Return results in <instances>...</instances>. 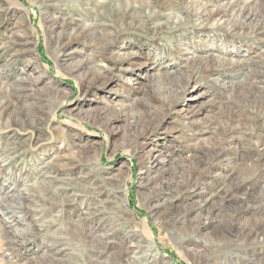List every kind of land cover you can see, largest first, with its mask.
Returning <instances> with one entry per match:
<instances>
[{
	"label": "rangeland",
	"instance_id": "1",
	"mask_svg": "<svg viewBox=\"0 0 264 264\" xmlns=\"http://www.w3.org/2000/svg\"><path fill=\"white\" fill-rule=\"evenodd\" d=\"M230 1L0 0V264H203L204 258V264H250L248 258L264 256V240L213 247L216 228L227 226L226 210L218 204L210 207L212 220L203 219L185 236L179 230L184 223L171 229L153 213L164 198L157 195L158 183H171L175 171L192 162L205 174L180 185L181 193L174 188L184 199L174 212L209 199L225 180L259 192L258 169L248 157L264 164V130L255 131L252 114L217 84L242 80L250 69L264 77V34L214 30L211 19L199 17L206 7L215 11ZM242 1L264 23V0ZM136 10L143 22H122ZM203 23L207 28L198 26ZM151 26L157 36L146 32ZM217 37L234 42L213 51L216 56L244 61L230 53L250 48L251 61L242 70L207 68L213 59L206 50L216 47ZM120 53H138L142 70L120 71ZM192 56L205 60L185 63L182 70L195 77L179 84L176 60ZM135 74L143 76L136 87L127 82ZM255 81L251 77L250 85ZM202 91L208 94L192 101ZM152 98L163 106L147 120ZM193 106L198 113L183 120L181 110ZM234 109L240 126L229 122L237 134L224 139L217 124ZM236 143L258 152L244 150L236 160ZM158 151L164 152L162 162L153 166ZM236 203L226 200L225 209L238 208ZM105 205L125 220L110 222V210L98 212ZM242 216L235 220L245 222ZM131 231L144 237L146 247L153 242L158 256L146 249L137 262L127 254L137 243L128 241ZM233 254L241 255L238 263Z\"/></svg>",
	"mask_w": 264,
	"mask_h": 264
},
{
	"label": "bare ground",
	"instance_id": "2",
	"mask_svg": "<svg viewBox=\"0 0 264 264\" xmlns=\"http://www.w3.org/2000/svg\"><path fill=\"white\" fill-rule=\"evenodd\" d=\"M241 0H233L230 1L229 4L227 6L223 5V6H219L218 9L214 10H209L207 9L208 7H206L205 10H203V12H201L199 14V17L201 19H203L204 17H207L208 19H211L213 23H211V28L213 27L214 30H218V31H230V29L235 30V32L237 33H251V32H255L263 35L264 34V28L262 29V26L264 25V23L262 22V20L258 19L257 14H253L249 11H246L247 9H249V4L246 3V1H242ZM244 4V5H243ZM206 6H208L206 4ZM238 7H242V8H238ZM172 14V18L175 17V14ZM143 14L138 12V10L136 11H131L130 13H127L126 15H124V17L121 19L122 22L124 21H128V20H135V19H140V23L144 21V17L142 16ZM137 22V23H139ZM148 25H146L147 27ZM200 28L204 29L207 28L206 23L200 24L198 25ZM142 27V26H141ZM137 28V27H136ZM149 30H141L138 29L140 32H150L153 36H157L158 35V28L151 26V28H148ZM185 38H182L181 40H184ZM231 42H234L231 38L230 39H220V38H216V42H214L213 44H217L216 47H212V49L210 50H206L207 53H209L210 56H212V66L210 64H208L207 68L213 69V70H217L219 68H221V71H224L225 66H227V68H229V70L233 71V70H238L241 69V65H247V63H249L251 61V57L250 54H252L254 51H252V49H248V50H244V51H240L241 47H235L238 50L235 52H231V54H235L237 53L238 55H241L242 57H244V61H238V60H234V59H225L222 56H216L213 51H218V50H222L223 47L228 46L229 44H231ZM122 48L123 47H119ZM122 52V51H121ZM227 52H225L224 54H226ZM117 61H116V65L120 68V71L122 72H135V70H142L141 68L144 66V64L140 63L137 59L139 58L138 53H130V54H125V53H120L119 55H117ZM197 59L202 60L200 62H198L199 64H201L202 62H204L203 60H205L204 58H200L198 56H192L189 57V59H180L179 61L176 60L177 62L175 63L174 67H176V69H179V71H176V80L180 83L183 82V80H187L188 83H190L191 81H193V78L195 77L193 74L192 75H188L185 74L186 71H183L182 68H185V63L189 64L190 62L188 61H196ZM187 61V62H186ZM188 69V67H187ZM196 71L201 70L200 67H196L195 68ZM242 70V69H241ZM225 72V71H224ZM101 74H103L102 72H99ZM258 75H260L259 73L257 74V72H255V70L250 69L248 71L247 74H245V78L242 80H238V81H232V82H223V83H219L218 88L221 89V91H224L228 94V98L230 100H235V104L238 105L240 108L242 107V105H244V107H246V111L251 113L252 116L248 117V119L250 120L251 126L253 127V129L255 131L257 130H264V81L262 77H258ZM257 76V77H256ZM255 79V83H253L252 85H250L249 83V79L250 78ZM141 78H143V76H139V74H135L131 79H129L130 85L131 86H138L140 84H142L140 82ZM146 78V77H144ZM233 78V76L231 77ZM183 79V80H182ZM217 82V81H215ZM161 87V90H169L172 89L173 87L172 85H167V84H159ZM185 87V86H184ZM247 87L246 92H242V90L244 88ZM196 88V87H194ZM199 88V87H197ZM185 91V89L180 90V93H183ZM206 94H208V92H200L197 96L193 97V100H196L197 98H202L205 97ZM241 95V98H240ZM179 98V96H178ZM237 98L239 100H237ZM161 99L159 98H152L150 101H148V106L145 107L146 110L144 112L145 117L147 118V120H151L155 117V112L160 111V109L162 108V104L160 102ZM190 100V99H189ZM208 106V105H207ZM206 106V107H207ZM206 107H202V108H206ZM244 109V108H243ZM199 110H197L196 106H193V108L191 109V111H184L181 110V116L183 117V120H193V116L196 115L198 113ZM185 112H187L185 114ZM197 112V113H196ZM124 115L118 116L120 119H124L123 117ZM141 119V115L139 117ZM235 120H237V123L239 125V120L237 117V111L236 109L234 110H230L228 113H226V115H223L221 117V119L218 121V128H220V131H223V136L224 139L229 136L230 133L232 134H237V131L234 130L235 127H233L232 125H228L229 122H235ZM233 122V123H234ZM240 126V125H239ZM138 133H136L135 135H137ZM140 136V134L138 135ZM233 136V135H232ZM222 138V141L224 140ZM221 141V143H222ZM156 142V141H155ZM154 145V143L152 144ZM263 149H264V143H263ZM154 147H156V145H154ZM246 150L245 147H238V144L236 143V147L233 149V156L237 157L236 160L239 158V154L240 152ZM160 152V155H156L153 157V166H156V164H159L160 162H162V160H160L161 156L164 154L163 151H158ZM247 153L249 152H254L257 153L258 150L257 149H252L249 148L248 150H246ZM219 156V154H217ZM259 157V156H258ZM262 159V158H261ZM215 160H219V157H217ZM253 162V166L254 169H258L257 171V175L259 178V192L257 194L253 193L252 187L254 186H245V183L242 184H237V186L233 187L230 186V184L227 182L226 180L223 181L221 184H216V188L214 190V192L209 196V199L203 200V201H198V203L196 202H191V204L186 205V209L185 211H181V213H177L174 212L176 207H179L181 202H184V199L181 200L180 198L182 196H180L177 193H174V188H179L180 185H186V184H190L193 182H197V180L199 179L200 176H203L205 173L202 172L205 171V169H200L197 164H195L194 162L183 165V168H181V171L176 172L175 171V175L173 180L171 181V183L169 182H159L156 188L157 191V195L163 196L164 198L161 199L160 204H156L154 206V216H155V221L159 222L160 224H167V226H169L171 229H173V227L175 226L177 227V224H179L180 222L184 223V225H181L179 227L181 236H185L187 235L188 232H195L196 227L199 228V225L201 224V221L203 219L206 220H212L211 217L209 215H211V211H210V207L214 206L215 204L220 205L221 208L224 207V210H226V218L227 221V226L225 227V230L221 229L219 226L216 228V234L218 235V238H214L213 240V247H215L218 242L221 243H228V244H234L232 247H235L236 243H238L239 241H242L239 245L236 246V248L239 247H243V246H248L252 243H256L259 241L264 240V164H262V166H260L261 161L263 160H254L251 157H248V162L249 161ZM264 162V161H263ZM248 164H246L247 166ZM248 167V166H247ZM223 175H221L222 177ZM225 179L229 178L230 175H224L223 176ZM164 180V178H163ZM229 181V180H227ZM173 182V183H172ZM171 184V185H170ZM188 186V185H186ZM181 193V188H179ZM197 188H194V190L196 191ZM246 189V191L243 192V190ZM174 191V192H173ZM256 196V197H254ZM116 199H118V197L116 198H111L112 202L116 201ZM187 199V198H185ZM226 200H230V201H236V205L240 204L239 207H233V206H229L226 205V209H225V202ZM188 200H186L187 202ZM211 204V205H210ZM237 208V210H235ZM107 210L111 211V214L106 213ZM99 213L105 214L107 215V217L109 218V220H112L110 222L114 223H120L122 220H125L123 215L120 214V212L118 210L113 209V207H109V206H101L98 210ZM193 213H196V216H192ZM243 214L244 216V220L245 222L240 223L237 222V220H235V218L237 216L241 217ZM247 214H249L250 216H247ZM242 216V217H243ZM196 219V221H194ZM130 234V233H129ZM130 240L132 244L133 241H136L137 243L128 248L125 249V251L127 252V254H130V256L132 255V258H134V260H136L137 262H139V258L143 257V254L146 252L144 250H148L151 255V257H157L158 256V250L156 245L153 242H147V247L145 245L144 242V237H142L141 235H139V233H137L136 231H131V234L129 236ZM146 241V240H145ZM148 241V240H147ZM143 245L145 247H143ZM257 245V244H256ZM124 251V249H123ZM121 254V253H120ZM262 254V253H261ZM124 255V253H123ZM234 255V254H233ZM241 256V255H240ZM240 256L238 254L234 255L235 259H236V263H238V259L240 258ZM254 257V256H253ZM133 262V261H132ZM247 262H249L250 264H264V256L261 255H255V258L253 259H247ZM202 263H206L205 258L202 260Z\"/></svg>",
	"mask_w": 264,
	"mask_h": 264
}]
</instances>
